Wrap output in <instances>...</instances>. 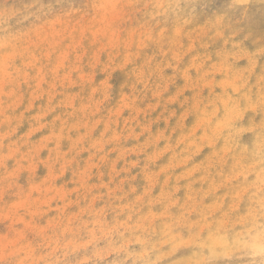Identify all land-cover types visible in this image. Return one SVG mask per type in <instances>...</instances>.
I'll return each instance as SVG.
<instances>
[{
	"label": "rangeland",
	"instance_id": "1",
	"mask_svg": "<svg viewBox=\"0 0 264 264\" xmlns=\"http://www.w3.org/2000/svg\"><path fill=\"white\" fill-rule=\"evenodd\" d=\"M0 264H264V0H0Z\"/></svg>",
	"mask_w": 264,
	"mask_h": 264
}]
</instances>
